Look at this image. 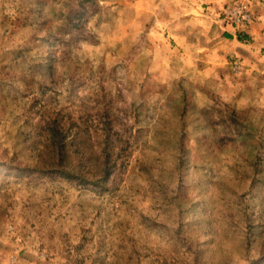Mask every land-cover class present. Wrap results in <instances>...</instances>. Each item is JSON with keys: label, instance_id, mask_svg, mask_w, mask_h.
<instances>
[{"label": "rangeland", "instance_id": "rangeland-1", "mask_svg": "<svg viewBox=\"0 0 264 264\" xmlns=\"http://www.w3.org/2000/svg\"><path fill=\"white\" fill-rule=\"evenodd\" d=\"M261 261L264 0H0V264Z\"/></svg>", "mask_w": 264, "mask_h": 264}, {"label": "built area", "instance_id": "built-area-1", "mask_svg": "<svg viewBox=\"0 0 264 264\" xmlns=\"http://www.w3.org/2000/svg\"><path fill=\"white\" fill-rule=\"evenodd\" d=\"M233 18L234 22L238 24H249L252 20L248 8L244 5L237 7L236 14Z\"/></svg>", "mask_w": 264, "mask_h": 264}, {"label": "crops", "instance_id": "crops-1", "mask_svg": "<svg viewBox=\"0 0 264 264\" xmlns=\"http://www.w3.org/2000/svg\"><path fill=\"white\" fill-rule=\"evenodd\" d=\"M256 31H257V29L255 28V26H254V28H253V30H252V33L253 34H255L256 33ZM231 35H234V33L233 32H229ZM250 35H252L251 33H250Z\"/></svg>", "mask_w": 264, "mask_h": 264}, {"label": "trees", "instance_id": "trees-1", "mask_svg": "<svg viewBox=\"0 0 264 264\" xmlns=\"http://www.w3.org/2000/svg\"><path fill=\"white\" fill-rule=\"evenodd\" d=\"M63 144V143H62ZM72 174H66V177H71ZM256 264H264V261L258 262Z\"/></svg>", "mask_w": 264, "mask_h": 264}]
</instances>
